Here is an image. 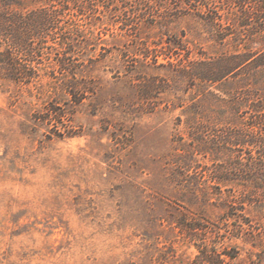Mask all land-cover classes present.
I'll use <instances>...</instances> for the list:
<instances>
[{"label": "rangeland", "instance_id": "obj_1", "mask_svg": "<svg viewBox=\"0 0 264 264\" xmlns=\"http://www.w3.org/2000/svg\"><path fill=\"white\" fill-rule=\"evenodd\" d=\"M74 1L52 29L71 48L48 38L30 82L0 71V264H264V202L227 216L247 187L208 148L221 86L182 70L233 37L191 14L149 24L132 0Z\"/></svg>", "mask_w": 264, "mask_h": 264}, {"label": "trees", "instance_id": "obj_2", "mask_svg": "<svg viewBox=\"0 0 264 264\" xmlns=\"http://www.w3.org/2000/svg\"><path fill=\"white\" fill-rule=\"evenodd\" d=\"M68 1L76 2L0 0V71L4 72L5 78L17 82L37 78L36 70L24 75L21 68L42 56L48 38L60 47L71 48L73 39L65 34L66 31L58 37L52 33L61 9L69 8ZM132 1L148 7L149 10L141 13L146 14L149 24H166L164 22L191 14L215 28L214 36L219 43L228 44L229 36L233 37L232 44L236 48L232 51L222 52L209 60L189 61L188 67L182 70L191 79L197 78L208 86L214 83L221 86L219 90L223 97L219 100L222 106L217 110L221 125L218 133L211 137L208 148L212 152L228 154L224 163L219 164L223 166L224 178L247 187L237 197L238 205L228 204L230 211L225 213L247 223L245 202H253V196L257 195L259 201L264 202V45L256 50L249 49L243 35L249 40L264 42V0ZM155 1L160 6L167 4L162 13L153 11L152 2ZM155 14L161 15L163 21L155 18ZM175 44L174 47L184 46L182 42ZM46 47L55 49L54 45ZM57 55L60 73L69 72L75 77L78 71L73 67L71 57L60 56V52ZM242 230V225L237 224V232L240 234Z\"/></svg>", "mask_w": 264, "mask_h": 264}]
</instances>
